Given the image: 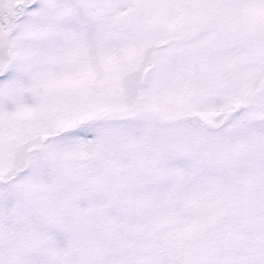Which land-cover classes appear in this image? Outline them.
Masks as SVG:
<instances>
[{"label": "snow or ice", "instance_id": "6c2138e0", "mask_svg": "<svg viewBox=\"0 0 264 264\" xmlns=\"http://www.w3.org/2000/svg\"><path fill=\"white\" fill-rule=\"evenodd\" d=\"M0 264H264V0H0Z\"/></svg>", "mask_w": 264, "mask_h": 264}]
</instances>
